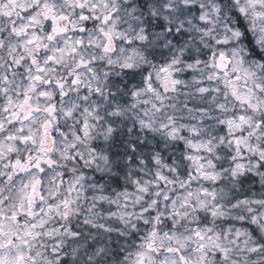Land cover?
<instances>
[{
	"label": "clouds",
	"instance_id": "9594fccd",
	"mask_svg": "<svg viewBox=\"0 0 264 264\" xmlns=\"http://www.w3.org/2000/svg\"><path fill=\"white\" fill-rule=\"evenodd\" d=\"M0 264H264V0H0Z\"/></svg>",
	"mask_w": 264,
	"mask_h": 264
}]
</instances>
